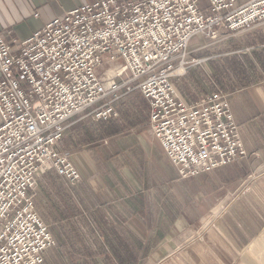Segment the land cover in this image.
<instances>
[{"label":"built area","instance_id":"obj_1","mask_svg":"<svg viewBox=\"0 0 264 264\" xmlns=\"http://www.w3.org/2000/svg\"><path fill=\"white\" fill-rule=\"evenodd\" d=\"M90 0L45 23L25 39L0 33V264H39L55 244L34 208L38 176L54 170L74 184L79 172L57 149L73 115L120 85L103 79L107 57L121 59L149 103L153 136L188 178L245 155L228 95L213 91L187 104L171 77L185 64L196 35L217 38L264 23V0ZM116 75V76H117ZM107 118L112 107L93 109Z\"/></svg>","mask_w":264,"mask_h":264},{"label":"crops","instance_id":"obj_2","mask_svg":"<svg viewBox=\"0 0 264 264\" xmlns=\"http://www.w3.org/2000/svg\"><path fill=\"white\" fill-rule=\"evenodd\" d=\"M89 1L0 0V33L25 39ZM200 5L204 9L207 1ZM216 41L224 47L219 62L188 68L171 81L187 104L212 90L208 77L215 81L228 94L246 155L181 178L159 141L147 136L148 100L138 90L119 91L112 103L120 116L95 122L85 118L87 110L76 114L57 145L76 158L89 150L98 166L105 163L96 168L97 180L104 174L108 184L100 188L104 198L97 194L86 211L53 232L55 244L39 264H264V23L222 29L213 42L195 36L190 52ZM106 63L115 69L121 59L104 57L98 70ZM133 94L142 101L138 120H121L119 101ZM126 134L138 136L140 153L119 152V137Z\"/></svg>","mask_w":264,"mask_h":264},{"label":"rangeland","instance_id":"obj_3","mask_svg":"<svg viewBox=\"0 0 264 264\" xmlns=\"http://www.w3.org/2000/svg\"><path fill=\"white\" fill-rule=\"evenodd\" d=\"M246 28H248V27H246ZM220 32H222L221 29H220ZM220 32H219V35L217 38H210V37H207V36L202 35V34H200L199 36H202L206 39L208 38V39L212 40V42H213V40H216V39L218 40V38H220ZM196 36H198V35H196ZM190 41H189V44L187 47L186 55L184 57V60H186L185 64L183 65V67H180L179 66L180 61H179V59H176L174 61L175 69H174V73H173L172 77L174 75L184 73L188 68H192L194 66L205 67V65L210 64L211 61H214L217 63V62H219V60L221 58L220 53L223 54V52H224V50H223L224 47L219 46V44H217L218 41H216L213 44L211 43L210 45H208L204 49L200 48L198 50H195V52H190V49H191L190 48L191 47ZM207 43H209V41ZM228 50H230V48H228ZM122 67H123V62L121 60V65L115 69H112L111 66L106 63V64H102V68H100L98 70V73L100 74V76L103 79H106L107 77L110 76L118 82V84L120 85V88L117 91V95H118V92L123 91V89L124 90L131 89L134 91L138 90V88L136 87V82H134L132 80L131 74L128 71H124L120 75L116 74L119 70L122 69ZM207 83H208V86L211 87V89H212L210 92L222 91L220 88H218L216 82L213 81L209 77L207 78ZM222 92H224V91H222ZM205 94H207V93H205ZM205 94H203L200 98H202ZM116 98H118V96ZM116 98L114 97L113 94H108L97 105L86 108L85 110H83L79 113H82V112L87 110L85 112L87 114V116L85 118H88L89 121H95V122L101 121V120H108L111 117H115V116L117 117V114L119 115L120 113H118V111L115 112L114 107H113V103H112L113 99H116ZM200 98H198V99H200ZM141 102L142 101L137 94H135V95L133 94L131 96L122 98L119 101V107L121 108L120 110L122 111L121 120L123 118L125 121L126 120L128 121V119L130 117H134V120H138V118H137L138 115L136 113L139 110V108L141 107V106H139V103L141 104ZM135 103H136V105H135ZM103 104L111 106L112 107V113L110 116H108L105 119L104 118L97 119L94 116L93 109L95 107L102 106ZM134 106L136 109H134ZM79 113H77V114H79ZM75 115H73L67 121L66 127L63 131V134H62V137L64 135L65 130L68 127V124L70 123L69 121ZM147 124H148L147 136L149 138H153L154 136H153V134L150 130V127H149V120L147 121ZM147 136H145V138ZM62 137H61L60 141L62 140ZM137 137L138 136L133 135L130 138H128L127 134L125 136L119 137V140H120L119 141L120 144H118L119 152L130 154V152H132L131 150L129 152L128 149L130 148V149H134L133 152H137V153L139 152L140 153L141 148L138 147L139 145H138V139H136ZM154 139H156V138L154 137ZM129 140H131L130 144H128V142H130ZM60 141H59V143H60ZM101 143H102V145H105V146L109 144V142L106 139H104ZM129 145H131V146H129ZM62 153L65 154L69 158V160L73 163V165L78 170V172H79L78 181H76L74 184H71V183L65 181L64 179H62L61 177H59L54 170H47L38 176V178L36 179V183L31 190V195L33 196L35 211L37 212L39 217L44 221V223L47 225L51 235H53L54 233L55 234L58 233L59 230H62V226L65 223L63 221L65 219H71V218H74L75 216H78L77 214L81 213V209H84V211H86L85 207H89L90 203L94 200V198L97 197V194L100 197L104 198L105 195L103 196L101 194L100 188L104 187V186L106 187L108 184L107 183V177L103 173H102L103 175L100 177V181H99V179L97 180L95 171L97 169L103 168L105 163L98 166L97 162L94 161V158H93L92 154H90L89 150H87L86 154H79L78 158L72 157L71 155H70L71 156L70 157L64 152H62ZM245 155H246V153H245ZM238 159H240V158H238ZM173 165H174V163H173ZM164 170L167 171L165 166H164ZM96 187H98V189H96ZM102 191L105 192V190H102ZM53 236H52V238L54 239ZM54 241H55V239H54Z\"/></svg>","mask_w":264,"mask_h":264}]
</instances>
